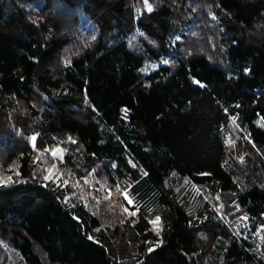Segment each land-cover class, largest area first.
<instances>
[{"label":"trees","instance_id":"16d2710c","mask_svg":"<svg viewBox=\"0 0 264 264\" xmlns=\"http://www.w3.org/2000/svg\"><path fill=\"white\" fill-rule=\"evenodd\" d=\"M0 264H264V0H0Z\"/></svg>","mask_w":264,"mask_h":264},{"label":"snow or ice","instance_id":"6c2138e0","mask_svg":"<svg viewBox=\"0 0 264 264\" xmlns=\"http://www.w3.org/2000/svg\"><path fill=\"white\" fill-rule=\"evenodd\" d=\"M149 10H151V9H149ZM33 139H35V138H33ZM46 179H47V177H46ZM130 203H131V201H129ZM159 218H157V220H158Z\"/></svg>","mask_w":264,"mask_h":264}]
</instances>
